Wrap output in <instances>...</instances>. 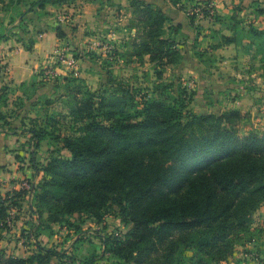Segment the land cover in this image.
<instances>
[{"label": "trees", "instance_id": "trees-1", "mask_svg": "<svg viewBox=\"0 0 264 264\" xmlns=\"http://www.w3.org/2000/svg\"><path fill=\"white\" fill-rule=\"evenodd\" d=\"M75 1L10 0L17 10L9 26L21 25L35 9ZM168 1L187 13L191 25L197 16L188 10L200 6L203 17L218 19L208 0ZM128 2L133 14L128 27H134L135 33L123 43L125 50L114 48L109 56L116 63L142 62L147 57L160 80L163 68L181 63L180 26L167 25L166 14L144 0ZM236 24L235 20L231 35L222 37L225 43L237 42ZM194 28L197 37L198 27ZM56 33L64 35L59 27ZM12 34L4 28L0 40ZM248 37L262 54L259 68L264 71V29L250 25ZM196 44L195 39L193 47ZM203 54L195 52L198 58ZM104 62L106 77L95 89L81 77L54 81L55 88L63 91L55 94L65 110L47 112L46 106L55 99L44 96L31 104L34 107L43 98L39 117H29L31 108L22 116L21 130L30 134L33 151L42 140L52 148L44 163L33 162L29 189L0 194V237L10 229L11 212L22 211L23 205L35 216L34 233L27 232L26 237L37 238L45 232L51 236L52 225L59 224L79 235L72 246L76 249L84 238L80 236L82 221L72 219L75 214L100 222L115 209V216L128 229L100 237V253L93 251L84 259L33 239V250L24 257L0 251V264H93L106 254L112 264H183L181 246L191 251V264L228 260L249 230L251 214L264 201V131H240L243 116L237 108L193 111L194 91L180 82L174 88L172 82L160 80L152 91L139 90L118 80L111 61ZM38 76L30 86L48 78L41 72ZM6 100V92L1 93L0 127L8 125L12 116L1 110ZM16 103L20 108L24 105L21 98ZM27 194L30 198L25 200Z\"/></svg>", "mask_w": 264, "mask_h": 264}, {"label": "crops", "instance_id": "crops-1", "mask_svg": "<svg viewBox=\"0 0 264 264\" xmlns=\"http://www.w3.org/2000/svg\"><path fill=\"white\" fill-rule=\"evenodd\" d=\"M144 1L159 7L166 14L168 17L167 25L180 26L178 39L181 43L183 57L180 65L175 68H180L182 73L189 72L188 78L192 83L200 82L203 84L201 87L195 84L197 85V90L194 91L195 95L198 96L200 92L208 91L210 89L209 83L221 82L226 78L230 79V82L236 83H242L249 77L253 79V82L264 79V71L259 68L262 54L257 51L255 42H252L248 37L250 25L264 29V12L261 13L257 9H264V0H208L212 3L218 19L215 21L210 17H197L193 25L190 24L187 13L172 6L168 0ZM132 18V9L128 0H77L70 4H49L43 9H35L24 16L21 25H25V33L17 30V35L14 34L7 39L0 40V94L6 92L7 98L6 106H2L1 110L12 115L9 118L10 123L0 127V194L19 189L23 178H33V162L44 163L48 156L47 151L52 148L47 140H42L39 147L33 151L29 142L30 134L21 130L22 116L29 109L30 102L41 97L40 93L44 91L43 89L49 87L46 82L32 87L30 86L31 82L40 79L38 75L44 68H54L53 64L56 60L55 53L57 51L65 52V56L72 58L74 64L69 67L63 62L57 61L62 63L61 66L65 67L69 74L63 75L59 69L57 76L53 78L55 82L62 81L63 77H80L79 66L84 62L82 59H87L85 56L87 51H84L86 48L96 53H99L97 50L102 52L101 49H105L109 54L114 48L119 51L125 50L123 43L130 40L135 33L134 27H128ZM235 20L237 22V35H239L237 42L225 43L222 37L231 35ZM196 26L200 33L197 37L194 28ZM58 27L64 34L62 37L57 36L56 28ZM102 27L106 30L99 37L101 30H103ZM100 38L106 42L103 47H97L92 43L99 42ZM195 39L197 44L193 47ZM69 50H72L73 54L77 53L78 57L69 55ZM196 51L204 52L202 58L195 56ZM107 53L104 52L103 56L106 55L105 60L108 61L112 58ZM247 55L250 56L252 62H256L250 64L251 67L249 66V68L251 69L248 72L236 70L235 64L232 69H225L228 61L239 62L241 57ZM3 87L4 89H2ZM220 88L222 87L212 88V92L217 94L219 92L220 94L225 89L220 90ZM53 89L51 92L55 91L54 93H56L55 86ZM30 92H32L31 95H29ZM44 96L50 95L44 94L42 97ZM20 98L24 103L21 108L16 106V101ZM229 108L237 107L225 109ZM42 151L45 155L41 159L43 161H39L38 155ZM60 153L66 157L69 156L67 150H61ZM16 159L18 160L16 161ZM24 162H27L28 165H24ZM38 178L39 176H34V179ZM29 198L27 194L25 200ZM107 216L105 214L100 222L83 216L92 227L94 232L92 233L95 235V239H98L99 244L100 237L122 234L108 231ZM115 218L119 219L116 216ZM85 221L80 223L82 234L85 233L82 231ZM52 226L53 229L58 227L61 232L67 229V227L59 224ZM67 231L71 232V230ZM53 236L57 238V235L46 237ZM87 241L90 242L88 239ZM93 250L89 253L85 252L80 259L88 257ZM107 256L106 254L104 259L96 257L93 264H99L101 261L104 264H112V260L109 259L110 262L106 260ZM76 264L82 263L77 261Z\"/></svg>", "mask_w": 264, "mask_h": 264}, {"label": "rangeland", "instance_id": "rangeland-1", "mask_svg": "<svg viewBox=\"0 0 264 264\" xmlns=\"http://www.w3.org/2000/svg\"><path fill=\"white\" fill-rule=\"evenodd\" d=\"M2 1V0H0ZM16 1V0H13ZM12 4V5H11ZM16 5L10 3V0H3L0 2V30L7 28L11 31L13 30V34L17 35L16 31H20L25 33L26 27L25 25H20L17 23V26L12 27L9 26L10 17L14 16L17 8ZM20 8H23L21 5ZM103 30L100 32L101 37L106 28L102 27ZM12 34V35H13ZM102 34V35H101ZM109 42V41H107ZM97 47H103L106 42L103 39L100 41L92 42ZM109 45V44H108ZM86 53H89L86 57L87 59H82L84 62L79 66V70L81 72L80 77L85 79L86 83L92 88L95 89L99 86L100 83H104L106 74L105 68L107 67V63L104 62L105 56L103 53H107L105 49H101L99 53L91 52L90 49L87 50ZM61 51V50H60ZM65 53V52H64ZM69 55L74 56L72 50L68 51ZM109 55V53H107ZM66 55V54H64ZM230 59V58H229ZM109 64H112V73L119 80L121 79L125 83H129L130 85H134L137 88L145 90L148 88V91H152L153 86L157 83V81H162L163 83L172 82L175 86L178 82L181 83L182 86L188 87L192 91L197 90V85L201 87L203 84L200 82L190 81L188 78L189 72H181L180 68L166 66L163 68L162 78L159 80L155 77V72L153 70V66L150 62L147 61V57H145L142 62H138L137 60H132L131 62H124L123 60H119L117 63L112 59H108ZM239 62L232 63L228 61L225 69H232L235 64L236 70H240V72H248L251 68H249L250 64H254L256 62H252L250 60V56H243L238 60ZM238 63V64H237ZM61 62H57L55 60L54 69L59 72V69L63 72V75L69 74L68 70L65 67L61 66ZM251 67V66H250ZM45 69L41 71L44 72ZM65 71H67L65 73ZM39 72V71H38ZM46 83L49 87H45L40 95L48 94L49 97L53 96L54 102H52L48 108L49 113L54 111L65 110L63 108V103L60 102L59 96L55 95L54 90V77L47 76ZM230 79L223 80L221 82L217 81L210 84V89L208 91L200 92L197 96L194 94L192 102L190 104V108L195 112L200 111H221L227 107H237L240 111H242V119L239 120V130L243 131L246 129H253L256 132L264 131V79H260L257 82H253V79L249 77L246 81H242V83L230 82ZM62 83V82H61ZM241 85V86H240ZM26 87V86H24ZM219 87L222 92L219 94L213 93L212 88L217 89ZM173 88V89H174ZM234 88V89H233ZM47 90V91H46ZM218 91V90H216ZM245 91V93H244ZM63 93V91H59L57 88L56 93ZM30 92L29 95H31ZM55 95V96H54ZM41 96V97H42ZM28 100V99H27ZM41 98L37 105L32 107V101L29 104L30 116L29 117H39V112L42 107ZM28 109V110H29ZM45 109V108H44ZM38 115V116H36ZM28 123V120H25ZM45 153L42 151L38 155L39 161H43V156ZM18 159H16L17 161ZM41 163V162H38ZM28 165L27 162H24V165ZM24 167V166H22ZM33 179V178H32ZM30 178H23L22 182H25ZM20 187V186H19ZM107 229L108 231H112L114 233H124L129 226H125L122 224L119 219L115 218V209H111L107 213ZM75 222L85 221L86 219H82L78 216H73L72 218ZM35 221V216L29 215V212L26 210V206L23 205L22 211L13 212L11 221H10V229L2 234L0 237V251L4 252L6 255H15V256H26L30 254L33 250V241H40L43 245L48 246H56L58 249H67L70 251L69 253L75 255L78 259L83 257L84 253L91 252L92 249L95 253H99L101 251L100 244L98 243V239H95V235H93L92 227L88 224V221H85L84 231L85 233H81L80 236L83 237V241L81 244H78V248L72 247L74 245L75 239L79 236H76V233L72 229H66L61 232L58 227H55L52 235H57V238L46 237V232L44 235H39L37 238H28L25 233L31 232L34 233L33 225ZM82 229V227L80 226ZM67 230H71L68 232ZM93 232V233H92ZM88 234V235H87ZM87 235V236H86ZM34 239V240H33ZM87 239L90 241L88 242ZM53 240V241H52ZM86 240V241H85ZM97 243V244H96ZM72 249V250H71ZM181 259L183 264H191L190 255L191 251L187 249L185 246L180 247ZM109 256H107L106 260L109 261ZM110 262V261H109ZM77 263V262H76ZM71 263V264H76ZM108 263V262H107ZM99 264H104L103 261L99 262ZM219 264H264V201L260 204V206L251 214V225L249 230L245 233V235L237 242L236 248L234 250L233 255L226 261L221 262Z\"/></svg>", "mask_w": 264, "mask_h": 264}, {"label": "built area", "instance_id": "built-area-1", "mask_svg": "<svg viewBox=\"0 0 264 264\" xmlns=\"http://www.w3.org/2000/svg\"><path fill=\"white\" fill-rule=\"evenodd\" d=\"M202 6L200 7H196L194 9H190L188 10L189 14H195L197 17H203V11L201 10ZM206 9L208 11V13H212L213 9L211 5L206 6ZM209 18V17H208ZM56 59L57 61H61L63 63H65L67 66L72 67L74 62L72 58L66 57L64 55V53L62 51H57L55 53ZM44 72L43 74L45 76H50V77H54L57 76L58 72L56 71V69H54L53 67H46L44 68ZM20 187H23L25 189H29V183L27 181L20 183ZM14 211L11 212V214H13Z\"/></svg>", "mask_w": 264, "mask_h": 264}]
</instances>
